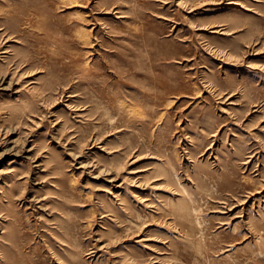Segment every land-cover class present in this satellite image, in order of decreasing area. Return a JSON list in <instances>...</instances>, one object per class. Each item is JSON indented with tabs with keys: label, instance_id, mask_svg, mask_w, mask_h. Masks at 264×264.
Returning a JSON list of instances; mask_svg holds the SVG:
<instances>
[{
	"label": "rangeland",
	"instance_id": "obj_1",
	"mask_svg": "<svg viewBox=\"0 0 264 264\" xmlns=\"http://www.w3.org/2000/svg\"><path fill=\"white\" fill-rule=\"evenodd\" d=\"M0 264H264V0H0Z\"/></svg>",
	"mask_w": 264,
	"mask_h": 264
},
{
	"label": "bare ground",
	"instance_id": "obj_2",
	"mask_svg": "<svg viewBox=\"0 0 264 264\" xmlns=\"http://www.w3.org/2000/svg\"><path fill=\"white\" fill-rule=\"evenodd\" d=\"M231 2H233V1H231ZM89 18V17H88ZM94 28V27H93ZM79 31H81L80 29H79ZM185 191V190H184Z\"/></svg>",
	"mask_w": 264,
	"mask_h": 264
}]
</instances>
